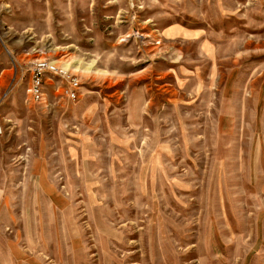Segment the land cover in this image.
I'll return each instance as SVG.
<instances>
[{
    "label": "rangeland",
    "instance_id": "374dc122",
    "mask_svg": "<svg viewBox=\"0 0 264 264\" xmlns=\"http://www.w3.org/2000/svg\"><path fill=\"white\" fill-rule=\"evenodd\" d=\"M0 127V264H264V0H0Z\"/></svg>",
    "mask_w": 264,
    "mask_h": 264
},
{
    "label": "built area",
    "instance_id": "2783aa9c",
    "mask_svg": "<svg viewBox=\"0 0 264 264\" xmlns=\"http://www.w3.org/2000/svg\"><path fill=\"white\" fill-rule=\"evenodd\" d=\"M32 73H33V80L31 87L29 88L28 91L31 94L32 99H34L37 102L39 101L41 102L45 100V90H44L45 78L49 74L59 73V69L57 65H54L46 60H41L37 62ZM71 86L72 88L70 90H67V92L71 97L77 98L78 88H79L78 82H73V85L71 84Z\"/></svg>",
    "mask_w": 264,
    "mask_h": 264
}]
</instances>
